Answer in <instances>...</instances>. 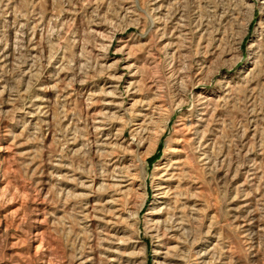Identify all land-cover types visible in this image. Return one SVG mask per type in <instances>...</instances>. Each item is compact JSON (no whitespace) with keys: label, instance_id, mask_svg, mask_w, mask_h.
Here are the masks:
<instances>
[{"label":"rangeland","instance_id":"rangeland-1","mask_svg":"<svg viewBox=\"0 0 264 264\" xmlns=\"http://www.w3.org/2000/svg\"><path fill=\"white\" fill-rule=\"evenodd\" d=\"M163 261L264 264V0H0V264Z\"/></svg>","mask_w":264,"mask_h":264},{"label":"bare ground","instance_id":"bare-ground-1","mask_svg":"<svg viewBox=\"0 0 264 264\" xmlns=\"http://www.w3.org/2000/svg\"><path fill=\"white\" fill-rule=\"evenodd\" d=\"M174 44V43H173ZM3 59V58H2ZM135 105V104H134ZM144 123V122H142ZM139 125V124H138ZM196 125V124H195ZM142 126V125H141ZM182 129V128H181ZM185 129V128H184ZM202 132V131H201ZM183 159V158H182ZM186 160V159H185ZM182 161V160H181ZM180 161V162H181ZM170 165V164H169ZM181 163L179 162H176L175 161V165L173 166V164L166 168V170H164V172H161L160 174V178L162 180V183H159L157 186V191H158V194L161 196V197H165L168 193V191L170 190V187H171V181H173L175 179V177H179L180 176V173H178L177 171L180 170V167ZM180 167V168H179ZM182 170V169H181ZM122 172V171H121ZM186 172V171H185ZM116 174V173H115ZM118 174V173H117ZM183 175V174H182ZM115 178L112 179V183L111 185L113 187H115L116 189L119 190V192L122 194V193H125L126 191H128V187H130V185L133 183V178L132 176H130V174H122L120 173V175H116L114 176ZM176 178V179H177ZM164 181V182H163ZM176 188V187H175ZM169 189V190H168ZM168 190V191H167ZM171 196V195H170ZM117 199L114 197L113 200H110V203L114 204V202L116 201ZM181 200V199H180ZM176 202V201H175ZM116 204V203H115ZM95 209V208H94ZM99 209V208H98ZM97 209V210H98ZM159 209V208H158ZM161 209H163L161 207ZM96 210V209H95ZM120 210V209H119ZM119 210H115L114 211V214L113 216L115 217L114 219H110L107 221V224L111 223V224H117V222H119L120 219H122V216L118 215V211ZM100 213V212H99ZM104 213V212H103ZM87 214V213H86ZM109 215V214H108ZM86 217V216H85ZM87 219V218H86ZM99 220V218H97ZM103 220V219H102ZM104 221V220H103ZM181 221V220H180ZM184 222V221H183ZM106 224V223H105ZM120 227V226H119ZM173 230V229H172ZM117 236V235H116ZM122 236V235H121ZM170 236V235H169ZM111 237V236H110ZM106 238V237H105ZM112 238H113V235H112ZM108 240V239H107ZM120 241V240H119ZM114 242V241H113ZM111 243V242H110ZM117 243V242H116ZM121 244V243H120ZM169 248V247H168ZM166 252V251H165ZM169 252V251H167ZM160 253V254H159ZM158 254L161 255L162 252H159ZM165 254V253H164ZM167 254V253H166ZM166 256V255H165ZM178 258V257H177ZM115 259V258H114ZM113 260V259H112ZM165 261H163L162 264H167V263H164ZM143 264V263H142ZM158 264H160L158 262Z\"/></svg>","mask_w":264,"mask_h":264}]
</instances>
